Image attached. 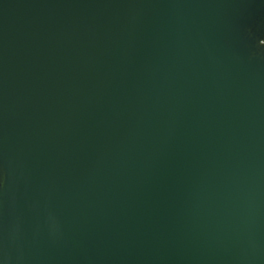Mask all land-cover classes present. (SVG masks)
Instances as JSON below:
<instances>
[{
    "label": "water",
    "instance_id": "water-1",
    "mask_svg": "<svg viewBox=\"0 0 264 264\" xmlns=\"http://www.w3.org/2000/svg\"><path fill=\"white\" fill-rule=\"evenodd\" d=\"M0 264H264V0H0Z\"/></svg>",
    "mask_w": 264,
    "mask_h": 264
}]
</instances>
